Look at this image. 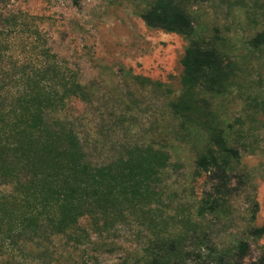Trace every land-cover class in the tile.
<instances>
[{
    "label": "rangeland",
    "instance_id": "rangeland-1",
    "mask_svg": "<svg viewBox=\"0 0 264 264\" xmlns=\"http://www.w3.org/2000/svg\"><path fill=\"white\" fill-rule=\"evenodd\" d=\"M154 0H0V101L5 106L48 83L51 66L79 83L45 107L44 119L73 128L87 160L99 165L126 157L134 146L168 154L156 199L128 209L84 215L64 232L44 229L4 240L0 264H240L264 249V0H205L187 6L192 31L147 26L142 12ZM192 39L215 46L229 61L221 91L183 92L181 59ZM171 102L188 104L182 113ZM222 129L237 156H225L226 179L196 172L209 127ZM218 207L200 212L206 194ZM11 190L1 184L0 191ZM249 244L244 258L237 250Z\"/></svg>",
    "mask_w": 264,
    "mask_h": 264
},
{
    "label": "trees",
    "instance_id": "trees-1",
    "mask_svg": "<svg viewBox=\"0 0 264 264\" xmlns=\"http://www.w3.org/2000/svg\"><path fill=\"white\" fill-rule=\"evenodd\" d=\"M205 0H154L141 18L152 28L187 34L192 20L187 6ZM253 45L264 43V30L252 38ZM183 92L201 86L221 91L230 72L229 61L215 46H205L192 39L181 59ZM46 84L32 80L30 90L5 106L0 101V183L11 190L0 191V228L4 240L14 235L34 234L44 229L64 232L78 227L79 219L105 214L108 207L125 203L128 209L141 207L156 199L161 171L167 166L168 154L151 146H134L126 157L95 165L87 160L78 134L73 128L56 127L44 119L45 107L59 104L64 94L82 93V87L57 66ZM172 107L187 112L188 104L171 102ZM209 144L196 158V172H212L222 183L226 179L225 156H237L227 146L222 129L209 127ZM206 194L200 212L218 207L222 195ZM254 235L264 234V226L254 227ZM249 244L241 240L238 256L244 258ZM152 264H172L157 259ZM264 264V249L250 263Z\"/></svg>",
    "mask_w": 264,
    "mask_h": 264
}]
</instances>
